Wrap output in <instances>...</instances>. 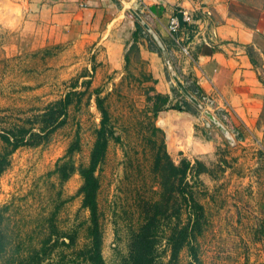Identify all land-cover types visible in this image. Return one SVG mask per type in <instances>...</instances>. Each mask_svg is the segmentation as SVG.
<instances>
[{
	"label": "rangeland",
	"instance_id": "rangeland-1",
	"mask_svg": "<svg viewBox=\"0 0 264 264\" xmlns=\"http://www.w3.org/2000/svg\"><path fill=\"white\" fill-rule=\"evenodd\" d=\"M38 37L34 31L0 28V129L61 98L72 83H76L74 90L82 91L81 82L89 79L88 93L99 89L119 138V142L108 144L97 171L101 255L105 264H116L126 254L128 230L138 223L137 200L155 199L157 191L148 173L145 145L146 139H158L150 129L154 121L144 114L143 90L151 85L146 66L130 55L125 68L106 69L95 64L93 44L75 45L65 40L48 44ZM259 77L264 78V71ZM169 80L173 85L170 76ZM180 99L188 105L190 115L205 120L181 94ZM98 120L91 96L86 105L69 111L66 125L47 143L20 148L10 156L9 167L0 176V233L4 242L0 264H12L18 254L36 246L45 218L54 209L57 228L76 229L81 243L87 213L75 196L80 179L73 175L59 187L48 173L76 129L81 148L74 161L86 162ZM258 132L259 145L247 147L242 157L235 156L237 147L211 135L212 156L170 157L175 164L181 158L191 163L198 160L209 171L199 175L201 185L195 188V198L205 214L204 229L197 238L203 264H264V103ZM185 261L181 254L179 264Z\"/></svg>",
	"mask_w": 264,
	"mask_h": 264
},
{
	"label": "crops",
	"instance_id": "crops-1",
	"mask_svg": "<svg viewBox=\"0 0 264 264\" xmlns=\"http://www.w3.org/2000/svg\"><path fill=\"white\" fill-rule=\"evenodd\" d=\"M126 7L157 36L168 63ZM183 10L190 16L189 24L181 21L179 12ZM172 17L179 26L169 32ZM0 28L34 31L48 44L62 40L93 44L95 64L110 70L121 69L124 50L137 32V60L146 66L154 91L168 96L170 105L178 104L186 115L171 135L164 136L169 157L212 156L209 136L226 140L211 123L206 128L195 111L196 116L190 115L188 105L170 83V63L183 75L189 93L197 90L213 99V117L230 136L232 143H227L239 149L235 156L242 157L247 147L260 143L258 119L264 97L260 80L264 82V78L258 80L259 73L244 47L264 71V0H0ZM223 114L225 122L220 120ZM162 122L157 116L154 124L161 129Z\"/></svg>",
	"mask_w": 264,
	"mask_h": 264
},
{
	"label": "trees",
	"instance_id": "trees-1",
	"mask_svg": "<svg viewBox=\"0 0 264 264\" xmlns=\"http://www.w3.org/2000/svg\"><path fill=\"white\" fill-rule=\"evenodd\" d=\"M132 41L123 53L124 68L130 55L138 59L136 46L137 32L132 33ZM245 54L259 74L263 70L253 59L251 50L244 47ZM160 52V51H159ZM172 72L184 82L178 68L170 63ZM143 90L144 114L155 122L159 113L168 110L181 111L178 104L170 105L168 96L154 91V83ZM258 80L260 77L258 76ZM264 85V82L260 80ZM82 91L74 90L76 83L59 99L46 104L42 109L31 112L8 123L0 129V176L9 167L10 156L20 148H35L48 142L51 135L66 125L69 111H77L86 105L93 96V104L99 120L92 129V142L84 164L76 163L74 156L80 152V138L77 129L67 144L63 155L58 158L48 175L53 176L61 187L73 175L80 179L75 196L79 207L87 213L82 223L81 243L78 244L77 230L62 231L54 222L56 209L45 218V229L36 246L18 254L12 264H105L101 255L102 233L101 213L97 204L99 181L97 171L102 164L108 144L119 142L98 88L90 87L89 79L81 82ZM189 90V89H188ZM190 94L195 97L193 91ZM264 103V97H263ZM226 128L228 123H224ZM152 136L157 140L146 139L149 153L148 173L156 186L155 199H139L136 202L138 223L128 230L126 254L116 264H179L184 254V264H203L198 255L197 238L205 225L202 205L195 198V188L201 185L198 177L208 174L203 163H192L181 158L175 164L166 152L162 131L151 124ZM64 202V201H63ZM4 250L0 233V252Z\"/></svg>",
	"mask_w": 264,
	"mask_h": 264
},
{
	"label": "water",
	"instance_id": "water-1",
	"mask_svg": "<svg viewBox=\"0 0 264 264\" xmlns=\"http://www.w3.org/2000/svg\"><path fill=\"white\" fill-rule=\"evenodd\" d=\"M127 12L133 17V19L142 27V29L150 36L152 41L155 43L159 51L161 52L163 60L168 63V57L166 52L158 40L157 36L153 33V31L146 25V23L141 19V17L134 12L130 7H126ZM168 72L170 73V79L179 93L187 99L192 105L197 106V102L194 97L186 90L184 84L176 77V75L172 72L171 67L167 68ZM203 117L209 121L226 139V141L231 144L232 140L228 133L226 132L225 128L208 112L202 113ZM159 117L163 118L161 131L164 136L171 135L174 131V126L177 122L181 119L186 118L185 113L177 110H168L158 114Z\"/></svg>",
	"mask_w": 264,
	"mask_h": 264
},
{
	"label": "built area",
	"instance_id": "built-area-1",
	"mask_svg": "<svg viewBox=\"0 0 264 264\" xmlns=\"http://www.w3.org/2000/svg\"><path fill=\"white\" fill-rule=\"evenodd\" d=\"M179 14L181 16L182 23L189 24L191 22L190 16L186 13V11H184V10L180 11ZM178 26H179V23H178L177 19L175 17H172L168 21L167 30L169 32H173L178 28ZM181 51L184 54H186V51L184 48H182ZM193 93L195 95V97L194 96L193 97L198 104L196 106L197 112L200 114H202L203 112H208L213 116V114H214L213 112L215 110V102L213 101V99L207 97L206 95H203L202 93H199L197 90H193ZM219 116H220V120L222 122L226 121V117L224 114L219 115ZM204 121H205L204 122L205 127L208 128L209 121H207L206 119Z\"/></svg>",
	"mask_w": 264,
	"mask_h": 264
}]
</instances>
